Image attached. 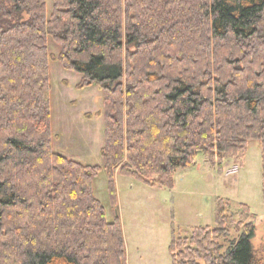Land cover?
<instances>
[{
  "label": "trees",
  "instance_id": "trees-1",
  "mask_svg": "<svg viewBox=\"0 0 264 264\" xmlns=\"http://www.w3.org/2000/svg\"><path fill=\"white\" fill-rule=\"evenodd\" d=\"M49 59L102 92L113 207L116 174L171 188L199 154L221 169L250 141L264 199V0H52L48 17L46 0H0V264H125L93 194L102 167L52 148ZM249 217L217 199L214 227L171 241L173 264H262Z\"/></svg>",
  "mask_w": 264,
  "mask_h": 264
},
{
  "label": "rangeland",
  "instance_id": "rangeland-1",
  "mask_svg": "<svg viewBox=\"0 0 264 264\" xmlns=\"http://www.w3.org/2000/svg\"><path fill=\"white\" fill-rule=\"evenodd\" d=\"M51 11L52 0H46L47 17ZM47 49L50 57H57L59 46L51 37L47 38ZM48 67L53 150L83 165L102 167L104 119L100 88H78L80 74L65 69L56 59H49ZM173 178V187L169 188L116 174L115 207L110 202L103 167L93 178V194L102 204L107 221L115 214L119 216L125 264H173L171 241L189 236L194 227H214L217 199L227 200L233 213H238L240 203L249 206V222L254 225L251 244L264 263L262 160L257 141L248 143L243 157L224 160L221 169L199 154L194 165L177 168ZM237 235L232 230L226 241Z\"/></svg>",
  "mask_w": 264,
  "mask_h": 264
}]
</instances>
